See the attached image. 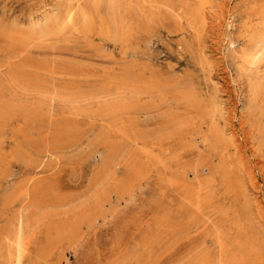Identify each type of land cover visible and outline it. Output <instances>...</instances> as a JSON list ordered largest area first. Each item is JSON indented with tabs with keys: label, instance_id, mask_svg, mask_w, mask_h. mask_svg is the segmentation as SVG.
I'll return each mask as SVG.
<instances>
[{
	"label": "rangeland",
	"instance_id": "rangeland-1",
	"mask_svg": "<svg viewBox=\"0 0 264 264\" xmlns=\"http://www.w3.org/2000/svg\"><path fill=\"white\" fill-rule=\"evenodd\" d=\"M67 1L0 0V104L8 109L0 115V264H14L20 218L33 264H217L216 235L224 236L229 254L236 255L228 234L237 224L249 227L264 248V120L245 109L254 107L252 84L264 85V60L247 67L240 58L251 48L243 36L252 34L264 0H206L216 11L213 18L208 5L201 7L202 0H101L92 12L96 23L85 31L58 25L57 14L61 17L75 3ZM82 1L91 10L92 0ZM202 13L214 19L206 31ZM100 24L103 34L98 33ZM211 77L224 86L221 98ZM118 79L128 83L122 95L129 106L121 118L134 122L138 145L168 147L175 162L140 166L139 146L128 139L115 150L95 144L104 125L96 118V92ZM73 86L84 97L95 92L90 105L49 100L55 92L71 95ZM40 90L48 99L36 96ZM132 104L137 113L129 112ZM214 104L229 115L231 126L222 120L208 125ZM199 112L205 115L199 118ZM53 122L74 124L72 137L82 136L80 143L42 154L30 139L53 135L59 125ZM36 126L40 132L32 133ZM19 129L26 132L19 134ZM230 134L239 140L236 156L246 158L253 189L247 172V179L242 176ZM219 163L226 179L218 178L217 189L206 194L210 207L194 212L184 201L185 192L169 182L182 178L181 173L190 184L212 180ZM17 186L34 187L33 199L37 194L42 202L19 197Z\"/></svg>",
	"mask_w": 264,
	"mask_h": 264
},
{
	"label": "bare ground",
	"instance_id": "bare-ground-1",
	"mask_svg": "<svg viewBox=\"0 0 264 264\" xmlns=\"http://www.w3.org/2000/svg\"><path fill=\"white\" fill-rule=\"evenodd\" d=\"M67 1V0H66ZM101 0H92L91 1V10H87L85 7H83L82 5V0H75L70 7L68 6L67 8H65V11L64 13L62 14L61 17H59V14H57L58 16V19L57 21H53L52 18H51V21L54 22V24L57 22L58 25L60 24V27L61 29L62 28H66V27H75L76 29L78 28V30H82V31H85L87 30L88 28H91L92 25H94L96 23V17L92 14L93 11L96 10L98 4L100 3ZM167 1V0H165ZM68 3H71V1H67ZM66 2V3H67ZM113 2V1H112ZM112 2H110V4H112ZM114 3V2H113ZM115 4V3H114ZM68 5V4H67ZM205 5H208L207 6V12L209 13V15H212L211 17L213 18V14L214 12L216 11H212V6L210 5V3H208V1L206 0H202L201 2V7L203 6V9H206ZM219 5H220V2H219ZM64 6V5H63ZM119 7V6H118ZM221 7V6H220ZM218 7V8H220ZM216 8V7H215ZM214 8V9H215ZM222 8V7H221ZM220 8V9H221ZM64 10V9H63ZM109 10V9H107ZM216 10V9H215ZM222 10V9H221ZM160 11V10H159ZM223 13V12H222ZM160 14V13H159ZM221 14V13H220ZM112 15V14H111ZM162 15V14H161ZM117 16V15H116ZM115 16V17H116ZM218 16V15H217ZM49 17H52L49 15ZM56 17V16H55ZM211 17H207V14L206 13H202L201 17H200V21H201V26L203 27V29L206 31V29L208 30L210 27L209 26V22L211 20L214 21V19H211ZM54 18V16H53ZM218 18V17H217ZM50 19V18H49ZM111 19V18H110ZM43 21L45 20L44 18L42 19ZM48 20V19H47ZM56 20V18H55ZM229 20V19H228ZM49 21V20H48ZM38 22V21H36ZM45 22V21H44ZM50 23V22H49ZM228 23V22H227ZM43 24V23H42ZM45 24V23H44ZM43 24V25H44ZM211 24V23H210ZM42 25V26H43ZM52 25V23H51ZM79 26V27H78ZM54 27V26H52ZM55 27H57V25L55 24ZM54 27V28H55ZM98 33L99 34H103L105 32V30L103 29L102 25H98ZM208 27V28H207ZM36 28V27H35ZM34 28V29H35ZM38 28V27H37ZM36 28V31L37 30H42L41 27H39L38 29ZM44 28V27H43ZM46 29L48 27H45ZM44 28V29H45ZM33 29V30H34ZM50 30V27L48 28ZM67 29V28H66ZM175 29V28H174ZM251 29V28H250ZM33 30L31 31L32 33ZM48 30V31H49ZM57 30V29H56ZM55 30V31H56ZM253 32L252 34H245L243 37L245 38V40L247 42H250V50L247 51V49H244L243 52H241L240 54V58H241V62L244 66H247V67H254V66H257V64L259 62H261L262 60H264V11L263 13L260 15L259 19H258V22L253 26L252 28ZM254 30H256L254 32ZM61 30H59L58 32H60ZM39 32V31H38ZM37 32V33H38ZM43 34H45L43 31H41ZM52 32V31H50ZM54 32V31H53ZM178 32V31H177ZM176 32V33H177ZM35 33V34H37ZM208 33V32H207ZM210 33V31H209ZM40 34V33H39ZM37 34V35H39ZM61 35V33H59ZM127 34V33H126ZM204 35V34H203ZM35 37H38L36 35H34ZM225 38V37H224ZM223 38V39H224ZM222 39V40H223ZM226 39V38H225ZM211 40V39H210ZM244 40V41H245ZM224 41V40H223ZM227 41V40H226ZM231 45L234 43L230 42ZM248 48V47H247ZM236 50H239L238 48H236ZM235 50V51H236ZM209 52V51H208ZM205 55V54H204ZM119 62V61H118ZM122 62V61H120ZM25 63V62H24ZM23 62L20 63V64H24ZM14 64V63H13ZM26 64V63H25ZM24 64V65H25ZM264 64V63H263ZM29 65V64H27ZM35 67V66H33ZM36 67H39L37 69H40V66H36ZM35 67V68H36ZM46 66H44L42 69H44ZM57 67V66H56ZM53 68V67H52ZM54 68H55V65H54ZM59 68V67H58ZM257 68V67H255ZM8 69V68H7ZM49 68H47V71ZM61 69V68H60ZM259 69V68H258ZM13 70V69H11ZM21 71V69H19ZM24 70V69H23ZM45 70V69H44ZM8 71V70H7ZM15 71V69H14ZM31 73H36L37 75V71H31L29 70ZM53 72V70H50ZM56 71V70H55ZM54 71V72H55ZM66 71V70H65ZM68 68H67V71L68 72ZM73 71V70H72ZM29 72V73H30ZM57 72H61V71H56L55 73ZM64 72V71H63ZM61 72V73H63ZM66 72H64L66 74ZM76 72V71H75ZM82 72V71H81ZM114 72V70H113ZM12 73V72H11ZM25 73V71H24ZM28 73V72H27ZM40 73V72H38ZM70 73V72H68ZM67 73V74H68ZM18 74H22V73H18ZM43 74V73H42ZM58 74V73H57ZM75 74V73H74ZM212 74V73H211ZM16 75V74H15ZM42 76V78L46 79L47 76L45 75L43 77V75L41 74H38V76ZM151 75V74H150ZM213 75V74H212ZM11 76V75H10ZM16 76H21V75H16ZM259 76V75H258ZM22 77V76H21ZM26 77V76H25ZM24 77V78H25ZM46 77V78H45ZM123 77V76H121ZM125 77V76H124ZM14 78V77H12ZM23 78V79H24ZM31 79H34L33 77H30ZM30 78L26 77L25 79H28L30 80ZM38 78V77H36ZM51 76L49 77L48 75V78L50 80ZM94 78V77H93ZM41 79V78H40ZM53 79V78H51ZM98 79V78H97ZM218 79V78H217ZM43 80V79H41ZM57 80V79H56ZM24 81V80H22ZM39 81V80H38ZM91 81V80H90ZM127 81V80H126ZM123 79H118L116 85L112 84V85H109V88L105 87L101 89V91L99 93L96 92V97H95V100H98L97 102H99L100 106L98 107L97 109V112H98V116H96V118L98 120L101 121V123H103L104 125H101L100 128L102 129L101 131L103 132H100V136L96 135V145L99 144V143H103L105 145H109V148L111 150H115L116 148H119L122 144H119L120 142H122L124 139H128V141H132L133 145H135L136 147H138L139 149V159L136 160L140 166H144V165H153V166H158V165H165L166 162H175V158L176 156L173 155L172 152H170V149L168 147L166 148H163L162 146L160 147H157V145L152 144L151 143H148V144H143V142H141L139 145H138V137H137V134L132 130V129H136V128H132V127H135V124L134 122L131 120V121H123L121 116L125 114L128 106H129V102L126 101L125 99H123V91L124 89H126L127 87V82ZM211 81L212 80V77H211ZM69 81H67L65 84H67ZM73 82V81H72ZM70 82V83H72ZM100 82V81H99ZM214 82V86H215V92H216V95L217 96V99L218 97H220V94L223 93L221 92L222 87L221 84L217 81H213ZM10 83H13L14 85L15 82L11 81L10 80ZM48 84V82H46ZM74 83V82H73ZM82 83H85V82H82ZM109 82H107L108 84ZM222 83V82H221ZM27 84V83H26ZM45 84V83H43ZM64 84V83H62ZM78 84V83H77ZM106 84V83H105ZM74 85V84H73ZM139 85V84H138ZM18 86H20V88H22L24 91H28L27 89L28 88H25L24 86H22L21 84H19ZM28 86V85H27ZM32 86V87H31ZM33 84L30 85L29 87L32 89L33 88ZM68 86V85H67ZM69 87H72L71 85ZM69 87H66L67 89H69ZM74 87V86H73ZM113 87V88H111ZM35 88V87H34ZM40 88V87H38ZM55 88V87H54ZM89 88V87H88ZM95 88V87H94ZM139 88V87H138ZM252 88V101L254 103V107L251 109V107L247 106L245 107L246 111L248 113H253L251 115H257L258 117L262 118L264 120V85L260 84V82H257V83H254L252 84L251 86ZM42 89V88H41ZM44 89V88H43ZM48 89V88H47ZM50 89V88H49ZM71 89V88H70ZM81 89V88H79ZM84 89V88H83ZM112 89H114V98L111 99L109 98L112 94L110 93L112 91ZM142 89V88H141ZM37 90V89H36ZM30 91V90H29ZM41 91V90H40ZM38 92L36 94V96H40L39 99H42V98H47L45 97L44 95V90L41 91V92ZM53 91V90H52ZM60 91H63V90H60ZM67 91V90H66ZM69 91V90H68ZM67 91V92H68ZM73 92L71 93V95H66L65 93H52L51 96H50V99L52 101V103L54 102L53 101V97L56 98L55 102H64L63 104H67V105H70L73 106L74 103L75 104H80V103H83V102H86L87 105H90V102H92V98H89L90 96L91 97H94V93L90 92L89 93V96H86L84 97L83 94L81 91L78 90V87H74ZM224 91V90H223ZM23 93V92H21ZM50 93V92H48ZM218 93V94H217ZM34 94V93H33ZM23 95V94H22ZM25 95H28L25 94ZM30 95V94H29ZM32 95V94H31ZM30 95V97H31ZM118 95V96H117ZM52 97V98H51ZM104 97H108V99H104ZM223 98V97H222ZM30 99V98H29ZM36 99V98H35ZM48 99V98H47ZM57 99L59 101H57ZM110 99V100H109ZM20 100V99H19ZM28 100V99H27ZM49 100L47 102H49ZM125 100V101H124ZM46 101V100H45ZM50 101V102H51ZM23 102V101H22ZM135 103V102H134ZM18 104V103H17ZM92 104V103H91ZM218 104V103H217ZM23 105V104H22ZM133 107L131 106V108H129V112L130 113H137V110L135 108V105L132 104ZM50 106V105H49ZM137 106V104H136ZM178 106V105H177ZM23 107V106H22ZM65 107V106H64ZM5 108V109H4ZM224 108V107H223ZM22 109V108H21ZM28 109V108H27ZM163 110V109H162ZM249 110V111H248ZM20 111V110H19ZM32 111V110H31ZM51 111V110H50ZM152 111V110H150ZM8 112V109H7V106L5 104H0V115H4ZM26 112V111H25ZM52 112V111H51ZM243 112V111H242ZM154 113V112H153ZM33 114V113H32ZM53 114V113H52ZM51 114V115H52ZM243 114V113H242ZM87 115V114H86ZM205 114H202L201 112L198 113V116L199 118H202ZM148 116V115H147ZM43 118V117H42ZM68 118V117H66ZM210 118H211V121L209 122L208 125H211V124H214V122L216 123L218 120H222L224 121L225 125H229L231 126V123H230V120H229V115L224 111V113L222 114L221 113V110L218 109V107L214 104L211 108V114H210ZM39 119V118H38ZM59 119V117H58ZM72 119V118H71ZM37 120V119H36ZM45 120H48V119H45ZM57 120V119H56ZM64 119L61 120V122L63 121ZM33 122V121H32ZM31 122V123H32ZM60 122V121H59ZM59 122H53L54 124L56 123H59ZM78 122V121H77ZM85 122V121H84ZM41 123V122H40ZM48 123V121H47ZM52 123V124H53ZM64 123V122H63ZM67 123H69L67 121ZM89 123V122H88ZM87 123V124H88ZM62 124V123H61ZM44 125V124H43ZM51 125V124H49ZM63 126L57 124L56 127H55V132L53 135H50L48 136L46 133H43L42 135H40L38 137V141H41L42 145L37 144L35 142H38V141H35L33 139H30L32 145L34 147H37L40 149H42V154H48L52 151H55L56 149H66L67 147H71V146H74V144H79L81 139H82V136L80 138H77L76 136L72 137L73 136V132L76 131L75 129V126L74 124L72 125H69L68 126H64V124H62ZM78 125V123H77ZM134 125V126H133ZM23 126V125H22ZM53 126V125H51ZM31 127V126H29ZM91 127V126H90ZM37 126L31 130H34L32 131V133H34L35 131L37 132L38 128ZM40 128V127H39ZM51 128V127H49ZM54 128V127H53ZM83 128V127H82ZM30 129H27V132L28 130ZM46 131L48 130V128L45 129ZM82 130V129H81ZM91 130V129H90ZM229 130V129H228ZM51 131V130H50ZM105 131V132H104ZM24 132L22 129H19L18 133H22ZM26 132V131H25ZM24 132V133H25ZM40 132V131H38ZM128 132V133H127ZM230 132V131H229ZM30 135V131L28 132ZM77 133V132H76ZM89 133V131H88ZM92 133V132H91ZM262 135L264 136V127H263V131H262ZM37 134V133H36ZM87 134V133H86ZM131 135L132 138H129V136ZM32 136V135H31ZM33 137V136H32ZM90 137V136H89ZM230 147H233L234 149V153H235V158L237 157V152L240 147V143H239V140L237 138H235L232 134H230ZM23 138V137H22ZM26 138V137H25ZM30 138V136H29ZM37 138V137H36ZM28 140V139H27ZM23 141V140H22ZM203 141V139H202ZM24 142V141H23ZM119 142V143H118ZM19 143V142H18ZM25 145V143H23ZM27 145H31V144H27ZM87 145V144H86ZM113 145V147H111ZM152 147H149L151 146ZM89 146V145H88ZM79 147V146H78ZM107 149V148H106ZM252 149V148H251ZM250 149V152H252ZM60 150V151H61ZM259 150V148H258ZM19 151L20 153L23 152V148H19ZM66 152V150H65ZM108 152H109V149H108ZM241 151H239L238 153H240ZM254 153V151H253ZM256 154V153H255ZM24 156L25 158H30L29 154H26L24 153ZM95 156V155H94ZM241 154L239 155V158L237 157L236 160H237V164L241 167V173H242V176L244 178V176H246L245 172H247V177H249V184L251 186V188L253 189L254 188V181L252 180L253 178L250 177L249 175V172L247 171L248 170V167L246 169V164H247V161H246V158H240ZM36 157V156H35ZM50 157V156H49ZM33 158V157H32ZM31 158V160H32ZM132 159V157H131ZM229 159V158H228ZM232 159V158H231ZM22 160V159H21ZM235 160V159H234ZM229 161V160H228ZM232 161V160H231ZM36 163V162H35ZM227 163V162H226ZM131 164H134L133 162ZM228 164V163H227ZM1 165V164H0ZM203 165V164H202ZM229 165V164H228ZM227 166V165H226ZM238 167V166H237ZM217 170L215 171V174H214V178L212 180H208V181H205V182H199L197 180L194 181V183L190 184V183H186L185 181V178L187 177L186 173H181V176L182 178L180 179H176L172 182H169L171 183V186L174 187L175 189H178L180 191H183L185 192V195L183 196L184 197V201L186 202L188 208H191L194 212H202L203 210L207 209L210 207L211 205V198L206 196V194H210L213 193L217 188H216V185H215V182L218 180V178H225V174H224V166L222 163H219V167L216 168ZM107 172V171H106ZM194 174L196 176L199 175V172L198 171H195ZM30 176V175H29ZM138 176H141L138 174ZM26 178V177H25ZM28 178V176H27ZM26 178V179H27ZM30 178V177H29ZM28 178V179H29ZM24 179V178H23ZM22 179V181H23ZM25 179V180H26ZM244 179H247L246 177ZM243 179V180H244ZM21 181V182H22ZM246 181V180H245ZM17 184V183H16ZM20 184V182H19ZM24 184V183H23ZM27 184V183H26ZM19 186V185H18ZM17 186V188H18ZM16 190V189H15ZM229 190V189H228ZM18 192V196L23 198V199H26L28 202L30 203H34V204H38V203H41V198L38 197V195L36 194V198L34 197L33 199V195L35 193H37L34 189V187L32 188H29V187H26L24 186L23 188L21 187V189L18 188L17 190ZM10 192V191H9ZM41 193V192H40ZM15 194V193H14ZM254 194V193H253ZM8 195V194H6ZM17 195V194H15ZM14 195V196H15ZM12 196V195H11ZM182 196V195H181ZM255 196V195H253ZM31 198V199H30ZM256 200V198H255ZM33 201V202H32ZM11 202V201H10ZM33 204V205H34ZM250 204V203H249ZM21 205V204H20ZM255 205V204H254ZM256 205L259 206V203L257 202L256 200ZM257 208V207H256ZM221 209V208H220ZM250 209V208H249ZM259 209H261L259 207ZM21 210V208H19V211ZM259 211V210H258ZM257 211V212H258ZM251 212V211H249ZM254 212V210H253ZM262 212V210H261ZM19 213V212H18ZM252 213V212H251ZM250 213V214H251ZM5 214V213H3ZM264 214V213H263ZM24 215V214H23ZM153 215V214H152ZM259 215V214H257ZM256 215V216H257ZM262 215V214H261ZM206 218V217H205ZM259 218V217H258ZM261 218V216H260ZM257 219V218H256ZM15 220V219H14ZM259 220V219H258ZM204 221V220H203ZM262 221V219H261ZM24 221L22 218L19 219L18 221V230L16 232V235H15V238H16V241H15V245H16V249H15V259H14V264H33L32 261L30 260V256H31V251H30V239L27 238V236L24 235ZM173 223V222H172ZM261 223V222H260ZM264 223V222H263ZM171 224V223H170ZM174 224V223H173ZM172 225V224H171ZM166 226V225H165ZM72 227H74V225H72ZM134 229V228H133ZM211 234V233H210ZM5 234H3V237H4ZM217 237V241H216V248H217V252H218V255L216 257V263L217 264H264V248L262 247V245L259 243L258 240H256V238L254 237V232L252 230H249V227L246 228V226L244 225H241V224H237V225H232L231 228H230V232L228 234V240H229V244L230 245H235L236 249H237V253L236 255L234 254L233 256L231 254H229V245L227 244V242L224 240V236L218 234L216 235ZM226 236V235H225ZM2 241V240H1ZM0 241V242H1ZM10 245V244H9ZM13 245V244H11ZM116 250V248L114 249ZM8 251V250H7ZM40 251V250H39ZM113 251V250H112ZM11 253V250L9 251ZM108 253V252H106ZM110 253V252H109ZM105 254V252H104ZM108 255H111V254H108ZM121 255V253H120ZM239 255V256H237ZM109 257V256H108ZM13 258H11L12 260ZM114 259V258H113ZM90 260H93V259H90ZM115 260V259H114ZM96 261V260H94ZM192 262V261H191ZM95 262H93L94 264ZM113 263V262H112ZM111 263V264H112ZM202 263V262H201ZM208 264H213L211 261L210 263Z\"/></svg>",
	"mask_w": 264,
	"mask_h": 264
}]
</instances>
